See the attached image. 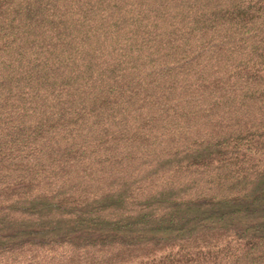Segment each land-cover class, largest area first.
<instances>
[{
    "label": "trees",
    "instance_id": "1",
    "mask_svg": "<svg viewBox=\"0 0 264 264\" xmlns=\"http://www.w3.org/2000/svg\"><path fill=\"white\" fill-rule=\"evenodd\" d=\"M0 264H264V0H0Z\"/></svg>",
    "mask_w": 264,
    "mask_h": 264
}]
</instances>
